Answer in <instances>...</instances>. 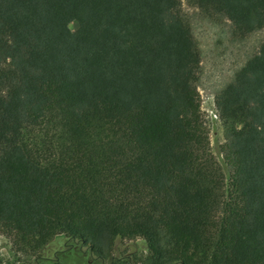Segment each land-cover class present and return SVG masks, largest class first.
<instances>
[{"label": "trees", "instance_id": "obj_1", "mask_svg": "<svg viewBox=\"0 0 264 264\" xmlns=\"http://www.w3.org/2000/svg\"><path fill=\"white\" fill-rule=\"evenodd\" d=\"M187 2L234 37L264 28V0ZM201 65L183 0H0V234L13 255L64 233L105 256L142 239L135 264H264V42L216 93L221 160Z\"/></svg>", "mask_w": 264, "mask_h": 264}, {"label": "rangeland", "instance_id": "obj_2", "mask_svg": "<svg viewBox=\"0 0 264 264\" xmlns=\"http://www.w3.org/2000/svg\"><path fill=\"white\" fill-rule=\"evenodd\" d=\"M184 9L191 15L194 29L202 49V65L200 72L199 90L202 96V106L205 118L210 129L212 148L215 155L222 159L220 149L225 142L224 130L220 120H212L209 109L213 106L218 90L222 89L235 72L240 69L254 54H256L264 42V28L241 39L232 34L231 22L224 20L214 23L201 16L197 8L183 0ZM71 27L76 29L77 24ZM68 237L61 233L50 243V248L60 247L63 240ZM146 243L142 239H120L117 242L119 253L132 254L135 248L140 253H146ZM126 246L125 250L121 247ZM84 248H87L86 246ZM13 242L4 234H0V257H8L12 254ZM118 252H115L118 254Z\"/></svg>", "mask_w": 264, "mask_h": 264}, {"label": "flooded vegetation", "instance_id": "obj_3", "mask_svg": "<svg viewBox=\"0 0 264 264\" xmlns=\"http://www.w3.org/2000/svg\"><path fill=\"white\" fill-rule=\"evenodd\" d=\"M50 243L40 254L30 257L13 254L8 257H0V264H116L117 260L123 261L122 264H127V262L135 264L133 254L131 252L119 253L117 244L115 252L118 254L105 256L95 254L93 244L81 239L67 238L63 240L60 247L54 248H50ZM85 246L87 248H84ZM122 249L125 250L126 246L121 247ZM136 249L131 251H137ZM145 249L147 250V245H145Z\"/></svg>", "mask_w": 264, "mask_h": 264}, {"label": "built area", "instance_id": "obj_4", "mask_svg": "<svg viewBox=\"0 0 264 264\" xmlns=\"http://www.w3.org/2000/svg\"><path fill=\"white\" fill-rule=\"evenodd\" d=\"M209 116L211 117L212 120L215 121L220 120L219 113L216 109L215 100L213 106L209 109Z\"/></svg>", "mask_w": 264, "mask_h": 264}]
</instances>
